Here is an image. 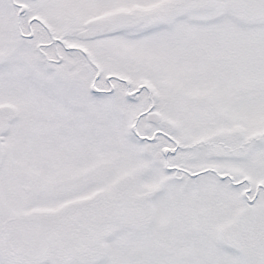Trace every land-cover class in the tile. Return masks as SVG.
<instances>
[{
	"label": "snow or ice",
	"instance_id": "1",
	"mask_svg": "<svg viewBox=\"0 0 264 264\" xmlns=\"http://www.w3.org/2000/svg\"><path fill=\"white\" fill-rule=\"evenodd\" d=\"M0 264H264V0H0Z\"/></svg>",
	"mask_w": 264,
	"mask_h": 264
}]
</instances>
